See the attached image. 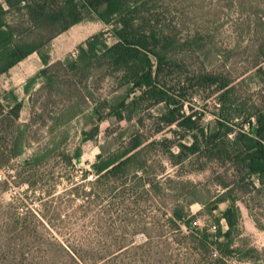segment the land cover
Here are the masks:
<instances>
[{"label":"rangeland","instance_id":"obj_1","mask_svg":"<svg viewBox=\"0 0 264 264\" xmlns=\"http://www.w3.org/2000/svg\"><path fill=\"white\" fill-rule=\"evenodd\" d=\"M137 1L149 9L142 17L160 46L168 45L162 81L177 88L185 113L193 110L200 128L210 134L220 118L219 87L207 75L232 82L247 112L264 111V0H131ZM80 12L81 22L41 52L51 64L77 59L79 48L102 32L115 44L111 26ZM43 68L35 53L0 76V101L23 103L14 130H21L25 145L18 158L1 155L7 137L15 135L0 125V264H264V188L255 179L231 162L216 161L205 148L172 164L170 152L190 145L194 132L168 126L162 120L166 104L140 99L139 92L127 101L136 102L131 110L117 109L116 115L118 98L131 85L106 69L89 80L93 98L85 92L87 98L76 101L81 112L70 120V100L52 96L44 80L24 91ZM139 142L138 150L148 148L141 160L145 172L101 184L93 168L98 157ZM37 156L42 161L32 164ZM229 191L240 208L235 252L229 256L222 247L224 253L216 256L210 248L206 254L198 235L228 230L223 214L231 203L210 209ZM175 213L194 222L193 228L178 229Z\"/></svg>","mask_w":264,"mask_h":264},{"label":"trees","instance_id":"obj_2","mask_svg":"<svg viewBox=\"0 0 264 264\" xmlns=\"http://www.w3.org/2000/svg\"><path fill=\"white\" fill-rule=\"evenodd\" d=\"M81 8L112 27L115 44L110 45L107 34L102 32L89 38L79 48L77 59L51 64L50 55H41V52L54 38L81 22ZM143 9L149 10L140 1L134 4L131 0H63L61 3L60 0H0V76L8 74L29 56L40 54L44 68L27 83L24 91L27 92L32 83L44 80L52 96L70 100L66 108L71 111L72 120L81 112V105L76 101L80 97L86 99L85 92L93 98L88 82L94 73L106 69L111 74H118L120 82L131 87L124 97L118 98L121 102L113 109L115 114L119 112L117 109L131 110L136 102L127 104V101L132 94L139 92L140 99L148 97L155 103L166 104L162 120L168 126L176 124L179 128L194 132L190 145L181 143L178 145V154L170 152L172 164L198 155L205 148L213 159L235 164L239 173H244L247 179H255L264 188V111L254 107L247 112L234 96L237 88L232 82L219 81L215 76L207 75L208 82L217 84L220 92V118L216 130L207 134L204 128L199 127L193 110L191 114L185 113V103L177 99L180 94L177 88L174 85L169 87L162 81L168 45L160 46L156 30L145 24ZM46 33H49L47 39L41 36ZM171 62L175 64L173 60ZM13 103L5 105L0 101V125H4L7 131L12 130L15 135L7 137L10 143L4 147L1 155L18 158L23 154L25 145L21 130L14 128L19 123L23 103L17 98ZM94 111L99 112L100 108L96 105ZM26 126L29 127L20 125ZM142 145L139 142L132 148L117 151L106 158L100 155L98 162L93 165L96 173L102 176L100 183L111 177L145 172L148 167L141 160L148 148L138 150ZM41 161V156L31 160L35 165ZM251 184L253 186L254 182ZM231 192L218 195L210 209L214 212L218 210L219 203H231L223 214L228 230L223 233L219 229L216 237L207 235L205 230L197 234L206 254H210V248H214L213 254L217 256L223 252L222 247L228 249L226 252L229 256L235 252L232 249V236L239 228L240 208ZM174 216L178 229L181 225L189 230L193 228L194 222L184 221L185 217L180 213ZM222 237L227 240L226 243H220Z\"/></svg>","mask_w":264,"mask_h":264}]
</instances>
